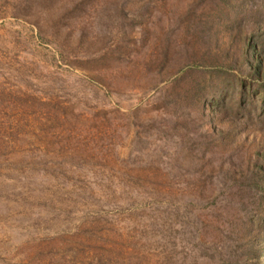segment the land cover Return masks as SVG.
I'll list each match as a JSON object with an SVG mask.
<instances>
[{
  "label": "rangeland",
  "instance_id": "1",
  "mask_svg": "<svg viewBox=\"0 0 264 264\" xmlns=\"http://www.w3.org/2000/svg\"><path fill=\"white\" fill-rule=\"evenodd\" d=\"M0 264H264V0H0Z\"/></svg>",
  "mask_w": 264,
  "mask_h": 264
},
{
  "label": "trees",
  "instance_id": "2",
  "mask_svg": "<svg viewBox=\"0 0 264 264\" xmlns=\"http://www.w3.org/2000/svg\"><path fill=\"white\" fill-rule=\"evenodd\" d=\"M243 88V87H242Z\"/></svg>",
  "mask_w": 264,
  "mask_h": 264
}]
</instances>
